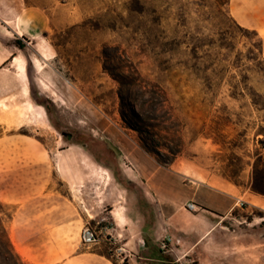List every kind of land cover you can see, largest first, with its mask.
Returning <instances> with one entry per match:
<instances>
[{
	"label": "rangeland",
	"instance_id": "1",
	"mask_svg": "<svg viewBox=\"0 0 264 264\" xmlns=\"http://www.w3.org/2000/svg\"><path fill=\"white\" fill-rule=\"evenodd\" d=\"M227 1L0 0V264L94 250L80 242L77 186L97 189L96 163L121 179L148 157L245 201L193 246L173 233L194 264H264V195L251 190L264 181V109L250 97L264 100V61ZM98 251L117 260L113 245Z\"/></svg>",
	"mask_w": 264,
	"mask_h": 264
},
{
	"label": "crops",
	"instance_id": "2",
	"mask_svg": "<svg viewBox=\"0 0 264 264\" xmlns=\"http://www.w3.org/2000/svg\"><path fill=\"white\" fill-rule=\"evenodd\" d=\"M35 7L38 6L29 5L26 9ZM227 10L236 24L257 33L264 58V0H228ZM25 11L28 10L24 9L22 23L28 22L24 18ZM132 161L124 162L123 170L126 174H133L129 171L135 170L138 176L116 179L111 175V167L96 163L94 167L102 170L97 178L100 180L97 189L91 188L89 194V188L77 186L79 202L85 211L78 215L82 222L93 225L99 241L92 245L96 246L94 250L58 264H115L114 261L123 264L124 260L128 264H174L175 256L186 253L189 248L173 244L171 252L163 253L158 247L161 236L177 233L193 246L228 218L240 199L237 186L226 180L194 179L182 168L163 165L151 157L142 164ZM66 179L70 184L75 182L72 174ZM253 198V202L264 204V199ZM189 204L194 207L188 208ZM58 210L57 207L48 209L50 213L43 219V232L51 242L48 247L54 246L57 239H50L49 233L54 236L61 227ZM105 245H113L118 252L117 260L98 251ZM154 250H158V255ZM168 255L172 259H168Z\"/></svg>",
	"mask_w": 264,
	"mask_h": 264
},
{
	"label": "built area",
	"instance_id": "3",
	"mask_svg": "<svg viewBox=\"0 0 264 264\" xmlns=\"http://www.w3.org/2000/svg\"><path fill=\"white\" fill-rule=\"evenodd\" d=\"M245 201L242 199H238L236 201L237 206H242ZM192 204L188 205V208H193ZM80 241L85 246H92L98 243L99 237L94 231V229L86 223L80 232ZM179 239H174V237L170 234H165L161 236L158 240L159 250L163 253L171 252L173 250V244H178ZM174 264H194V260L190 258L187 253H183L180 255H176L173 259Z\"/></svg>",
	"mask_w": 264,
	"mask_h": 264
},
{
	"label": "trees",
	"instance_id": "4",
	"mask_svg": "<svg viewBox=\"0 0 264 264\" xmlns=\"http://www.w3.org/2000/svg\"><path fill=\"white\" fill-rule=\"evenodd\" d=\"M254 34L258 37V35H257L256 32H254ZM257 50H258V55H259L258 57L261 58L264 61V58H263V55H262V42H261V40H260L259 37H258V47H257ZM232 88H233V91L231 93V96L233 98H237L239 96L241 97V96L244 95L242 93V91H240L238 85H232ZM242 89H244V88H242ZM257 96L259 98L261 97L260 95H257ZM250 97L252 98L253 105H255L256 107L260 105V106H262L261 109H264V100H263L262 97H261V99L258 100L255 97H253V95H251V93H250ZM149 151H152L154 153H157L156 149H151V150L149 149ZM263 170H264V165H263ZM258 171H259V167L257 165V162H255L254 163V166H253V173H254V175H257V172ZM251 190L253 192H255V193L264 195V181H261V180L259 181V180H257V179L254 178L253 181H252V184H251ZM123 264H128V263H127L126 260H124Z\"/></svg>",
	"mask_w": 264,
	"mask_h": 264
},
{
	"label": "bare ground",
	"instance_id": "5",
	"mask_svg": "<svg viewBox=\"0 0 264 264\" xmlns=\"http://www.w3.org/2000/svg\"><path fill=\"white\" fill-rule=\"evenodd\" d=\"M14 26V25H13ZM3 28V27H2ZM1 32V31H0ZM4 33V32H3ZM13 35V34H12ZM6 36V35H5ZM10 38V37H9ZM42 50V49H41ZM41 55L42 56H44L43 55V53H41ZM12 56V55H11ZM6 59V58H5ZM60 165H62V166H67V168L69 167L68 165H66L65 163H63V162H60ZM71 168L69 167V170H70ZM69 172V171H68ZM70 174H72L73 175V171L71 170L70 172H69Z\"/></svg>",
	"mask_w": 264,
	"mask_h": 264
}]
</instances>
